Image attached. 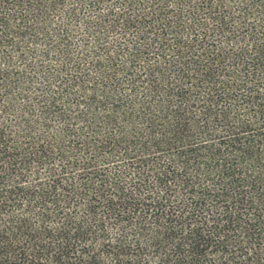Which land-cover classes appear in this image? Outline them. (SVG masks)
<instances>
[{
  "label": "trees",
  "instance_id": "16d2710c",
  "mask_svg": "<svg viewBox=\"0 0 264 264\" xmlns=\"http://www.w3.org/2000/svg\"><path fill=\"white\" fill-rule=\"evenodd\" d=\"M0 264H264V0H0Z\"/></svg>",
  "mask_w": 264,
  "mask_h": 264
}]
</instances>
